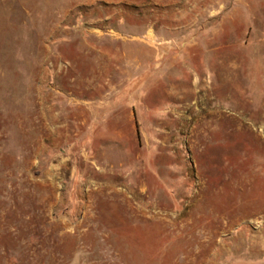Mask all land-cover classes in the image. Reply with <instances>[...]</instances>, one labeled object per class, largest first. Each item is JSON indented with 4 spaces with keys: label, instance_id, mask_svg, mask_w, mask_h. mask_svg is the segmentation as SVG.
<instances>
[{
    "label": "rangeland",
    "instance_id": "1",
    "mask_svg": "<svg viewBox=\"0 0 264 264\" xmlns=\"http://www.w3.org/2000/svg\"><path fill=\"white\" fill-rule=\"evenodd\" d=\"M0 264H264V0H0Z\"/></svg>",
    "mask_w": 264,
    "mask_h": 264
}]
</instances>
